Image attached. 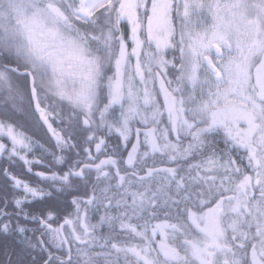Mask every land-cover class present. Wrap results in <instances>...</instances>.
Segmentation results:
<instances>
[{
	"label": "snow or ice",
	"instance_id": "1",
	"mask_svg": "<svg viewBox=\"0 0 264 264\" xmlns=\"http://www.w3.org/2000/svg\"><path fill=\"white\" fill-rule=\"evenodd\" d=\"M0 264H264V0H0Z\"/></svg>",
	"mask_w": 264,
	"mask_h": 264
}]
</instances>
